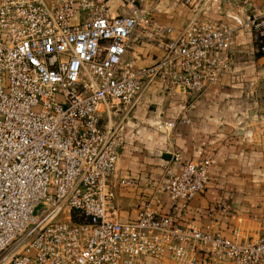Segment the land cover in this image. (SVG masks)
I'll return each mask as SVG.
<instances>
[{
  "label": "built area",
  "instance_id": "1",
  "mask_svg": "<svg viewBox=\"0 0 264 264\" xmlns=\"http://www.w3.org/2000/svg\"><path fill=\"white\" fill-rule=\"evenodd\" d=\"M107 1L0 0V254L26 240L6 264H197L199 253L211 264H264V234L231 241L148 205L120 222L110 181L130 184L118 170L124 129L101 124L115 106L132 110L154 81L195 95L216 85L241 29L256 32L264 55V15H193L174 35L151 26L145 0H119L128 14L116 17ZM149 29L163 33L164 56L135 70L125 54ZM211 164L185 161L159 191L187 205L208 186Z\"/></svg>",
  "mask_w": 264,
  "mask_h": 264
},
{
  "label": "crops",
  "instance_id": "2",
  "mask_svg": "<svg viewBox=\"0 0 264 264\" xmlns=\"http://www.w3.org/2000/svg\"><path fill=\"white\" fill-rule=\"evenodd\" d=\"M145 0L152 27L174 35L189 19L231 22L264 15V0ZM110 17L127 15L119 0L107 1ZM162 32L137 30L125 61L135 70L159 62ZM253 30L237 31L231 47L232 69L200 95L167 91L159 81L147 85L132 110L118 105L101 115L102 125H121L124 145L118 177L110 181L118 220H135L148 205L157 216H171L181 226L197 227L231 241L264 234V55ZM172 123V128L166 124ZM211 159L209 184L187 205L173 202L159 188L185 161ZM197 264H211L199 253Z\"/></svg>",
  "mask_w": 264,
  "mask_h": 264
},
{
  "label": "rangeland",
  "instance_id": "3",
  "mask_svg": "<svg viewBox=\"0 0 264 264\" xmlns=\"http://www.w3.org/2000/svg\"><path fill=\"white\" fill-rule=\"evenodd\" d=\"M35 110L37 111V109H35ZM72 213H71V219H72ZM72 221H73V219H72ZM25 242H26V240L25 241H19L18 243H15L14 245H12L11 248H7L3 253H1L0 254V264H6L7 261L9 260L10 256L12 254L18 252Z\"/></svg>",
  "mask_w": 264,
  "mask_h": 264
},
{
  "label": "trees",
  "instance_id": "4",
  "mask_svg": "<svg viewBox=\"0 0 264 264\" xmlns=\"http://www.w3.org/2000/svg\"><path fill=\"white\" fill-rule=\"evenodd\" d=\"M72 219L74 222H81L83 220V217L78 212H73Z\"/></svg>",
  "mask_w": 264,
  "mask_h": 264
}]
</instances>
